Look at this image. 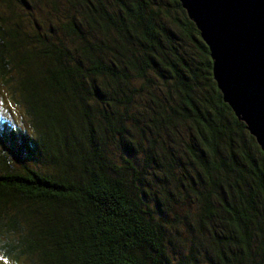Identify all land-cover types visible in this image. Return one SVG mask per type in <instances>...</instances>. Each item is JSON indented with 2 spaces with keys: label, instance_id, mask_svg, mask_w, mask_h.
Returning <instances> with one entry per match:
<instances>
[{
  "label": "trees",
  "instance_id": "16d2710c",
  "mask_svg": "<svg viewBox=\"0 0 264 264\" xmlns=\"http://www.w3.org/2000/svg\"><path fill=\"white\" fill-rule=\"evenodd\" d=\"M4 90L1 257L264 264V151L179 0H0Z\"/></svg>",
  "mask_w": 264,
  "mask_h": 264
},
{
  "label": "water",
  "instance_id": "95a60500",
  "mask_svg": "<svg viewBox=\"0 0 264 264\" xmlns=\"http://www.w3.org/2000/svg\"><path fill=\"white\" fill-rule=\"evenodd\" d=\"M212 59L223 100L264 151V0H179Z\"/></svg>",
  "mask_w": 264,
  "mask_h": 264
},
{
  "label": "rangeland",
  "instance_id": "374dc122",
  "mask_svg": "<svg viewBox=\"0 0 264 264\" xmlns=\"http://www.w3.org/2000/svg\"><path fill=\"white\" fill-rule=\"evenodd\" d=\"M5 91V90H4ZM6 92V91H5ZM4 92V95H2V97H1V95H0V119L4 116V114H5V112H6V116H9V118H12L13 120H14V122H15V119L13 118V110H12V112L10 111L11 110V106H9V103H7V102H3L2 101V99L4 100H6V98H8V99H10V97L8 96V94H7V92L5 93ZM21 107L20 106H18V111H19V113H21ZM21 126H27L26 124H21ZM28 127V126H27ZM2 150L3 151H5V152H7L6 150H4L3 148H2ZM114 150V149H113ZM115 152H113L114 154H115V159L116 160H120L119 158V153L116 151V150H114ZM123 154L124 155H128V152H123ZM1 257V256H0ZM0 264H3V262L2 261H0ZM10 264H13V262L10 260ZM17 264H24L23 263V261L22 260H19V261H17Z\"/></svg>",
  "mask_w": 264,
  "mask_h": 264
},
{
  "label": "snow or ice",
  "instance_id": "6c2138e0",
  "mask_svg": "<svg viewBox=\"0 0 264 264\" xmlns=\"http://www.w3.org/2000/svg\"><path fill=\"white\" fill-rule=\"evenodd\" d=\"M0 261H2L3 264H10V261L6 257H0Z\"/></svg>",
  "mask_w": 264,
  "mask_h": 264
}]
</instances>
